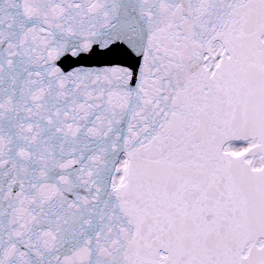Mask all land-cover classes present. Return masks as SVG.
Returning <instances> with one entry per match:
<instances>
[{"label": "snow or ice", "instance_id": "6c2138e0", "mask_svg": "<svg viewBox=\"0 0 264 264\" xmlns=\"http://www.w3.org/2000/svg\"><path fill=\"white\" fill-rule=\"evenodd\" d=\"M0 264H264V0H0Z\"/></svg>", "mask_w": 264, "mask_h": 264}, {"label": "water", "instance_id": "95a60500", "mask_svg": "<svg viewBox=\"0 0 264 264\" xmlns=\"http://www.w3.org/2000/svg\"><path fill=\"white\" fill-rule=\"evenodd\" d=\"M94 62H95L94 59H89V58H85V59H82L80 61V63L85 64V65H89V64H92Z\"/></svg>", "mask_w": 264, "mask_h": 264}]
</instances>
